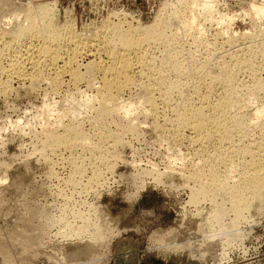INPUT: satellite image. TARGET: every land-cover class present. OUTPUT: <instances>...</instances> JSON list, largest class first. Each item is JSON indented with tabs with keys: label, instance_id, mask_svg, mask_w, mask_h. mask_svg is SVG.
<instances>
[{
	"label": "rangeland",
	"instance_id": "1",
	"mask_svg": "<svg viewBox=\"0 0 264 264\" xmlns=\"http://www.w3.org/2000/svg\"><path fill=\"white\" fill-rule=\"evenodd\" d=\"M1 1L0 27L7 30L13 29L19 20L9 19L10 13ZM11 1L16 5L30 2V0ZM48 1L54 2L52 4L56 8L58 22L68 24L72 21L77 31L97 29L118 21L125 22L124 24L132 22L134 25L141 23L143 26H148L160 14L159 10L163 12L170 4L169 2H178V0ZM167 1L168 5H166ZM215 1L217 5L213 12V19L205 21L202 18L204 27L207 28V36L198 39L195 34L184 35L179 41L185 47L179 55L183 70L190 72L192 67H198L201 64L207 65V68L212 70V68L218 69L216 66L219 63L250 60L256 64V69L259 68L257 74L264 80V0ZM169 6L171 7V4ZM169 6L166 8L169 9ZM222 16H228L227 21H222ZM179 25H181L179 21L170 19L172 28H177ZM1 36L0 34V264H83L87 263L89 257L94 259L91 264H211V257H207L208 260L204 263L193 256L190 257L188 250L176 254L165 253L160 246L154 245L153 249L151 245V238L155 233L176 227L179 230L178 237L171 242L185 243L190 239L191 242L199 243L198 240L202 239L199 227L201 221L206 222L204 217L197 216V207L187 202L189 191L196 181L193 180L188 185H184V179L179 172L181 164L193 169L189 157L195 155L194 158L198 162L203 150H200L199 145L191 144L188 138L175 143L174 135H177V130L175 132L173 125L169 123L175 117L173 108L181 102L182 97L178 96V92L173 94L171 103H162L161 97L160 100L157 99L160 95H156L158 102L156 101L155 105L159 106L157 120L154 119L157 111L156 114H151L149 111L145 113L147 110L135 112L139 124L146 120L139 125L142 131L139 130L138 135L137 132L120 133V138L126 147L122 148L121 143L117 144L116 151L121 153V157L113 162L115 171L112 175L107 174L109 177L107 176V182L102 186L103 188L96 184H87L92 167H95L93 161L88 158V152L77 148L75 152L61 149L57 151V154L53 153L51 148L44 147L45 128L43 127L47 124H58V119H62L66 126L82 124L83 128L89 130L94 117L104 109L106 115L107 108L110 109V107L106 104L84 106L74 101L71 96L77 92L74 96L78 97V89L86 90L89 95H92L91 93L95 90L88 86L87 79L76 84L71 75L66 73L62 76L64 85L62 84V88L58 92L56 90V93L52 87H49L51 85L47 81L31 88V80L28 76L27 78L18 77L16 73L11 74L8 70L11 67V59L16 56L25 63L29 61L28 58L37 48V42H32L29 38L17 41L10 35ZM95 49L90 50L91 52L87 51L89 53L86 52L87 54L80 58L84 65L82 72H84L85 64L96 60V57L102 56L106 59L103 52L95 51ZM151 53L161 59L162 65L169 63L162 56L163 49L156 47ZM94 54H97L96 57ZM28 63L25 64V69L31 70V64ZM62 64L63 62L59 65ZM52 67L46 68L49 75L55 73V67ZM235 72L239 83L251 82L252 70L246 65L238 67ZM94 74L92 78L96 76L97 79L94 80L98 83L102 75L99 71H95ZM205 79L212 80L210 77ZM4 80L9 81L11 86L5 88L8 89L7 91L3 88ZM177 80L192 83L200 79L191 75L178 77ZM129 90L121 95L126 102H134L137 108L141 105L149 106V103L145 101L147 95L144 91L137 88ZM217 91H221L219 87ZM191 92L190 90V94ZM247 102L248 106L245 110L248 109L247 113L250 112L249 114L252 115L256 106L264 104V94H258L257 100H247ZM49 103L59 112L47 110L46 104ZM70 108L71 110H68ZM163 111L166 116L162 115ZM123 122L127 123L124 120ZM151 123H154V126ZM159 124L161 127L157 128L155 125ZM61 127L64 126H60V131L63 129ZM100 128L112 134L119 133L118 129H120L114 122L112 123L111 118L105 121L100 120L97 129ZM249 131L247 135L251 139L264 136V122L253 125ZM190 132L187 130L186 135L193 134ZM171 138L175 140L174 143ZM245 140H247L246 137ZM197 153L201 154L199 158ZM72 160L77 163L83 162V164L79 163L83 168L80 172L73 174L74 180L71 178V181L69 179L67 181L70 171L75 167ZM217 165V169H224L223 164ZM155 168L158 171L153 170ZM205 169L208 170L209 167ZM151 170L152 173H150ZM137 172L143 175L139 176ZM161 172L166 174L163 176ZM171 172H173L172 176ZM241 172L240 167H234L229 176L232 177ZM156 174L161 175L158 177L159 183ZM220 179H223L225 184H231L232 181L226 177ZM142 180L147 184L144 190L141 189L138 193V186ZM199 181L207 180L199 178ZM215 194L217 202L214 203V209L216 205L223 204L225 224L233 221L231 225L227 224L226 228L235 233L234 246L229 249L232 260L225 264H264V204L261 207L258 202L255 203L243 212V216L237 218L230 199L232 194L229 191H218ZM210 204L211 202L207 201L199 206L204 210L203 216L211 211ZM84 219H87L86 223ZM204 227L208 228L209 224H205ZM97 229L102 232L110 230L109 238L113 234L109 249L104 246V250L99 251L92 245L95 248L94 252L90 253L92 250L90 246L87 254H83L77 252V245L68 243L71 242L68 238H72L74 232L83 231L85 239H88L92 234L100 233ZM87 243L89 241L83 242V245Z\"/></svg>",
	"mask_w": 264,
	"mask_h": 264
},
{
	"label": "bare ground",
	"instance_id": "2",
	"mask_svg": "<svg viewBox=\"0 0 264 264\" xmlns=\"http://www.w3.org/2000/svg\"><path fill=\"white\" fill-rule=\"evenodd\" d=\"M1 3L9 11V19L12 21L19 20L13 29L7 30L4 27H0L1 37L10 35L13 40L22 41L25 38H29L30 41L37 42L36 50L28 58L29 61H27L31 64V70H26L25 64L27 62L21 61V58L16 56L11 59V67L8 72L11 74L16 73L18 77L27 78L26 76H28L29 80H31V88L40 85L43 81H47L51 85L49 87H52L55 93L56 90L58 92L62 88L64 81L62 76L65 73L71 75L70 77L76 84L87 79L88 86L91 89L93 88L95 92L93 91L94 93L92 92V95H89L86 90L82 91L76 87L80 97L74 96L77 92L74 95L71 92L73 95L71 97L74 101L84 106L106 104L110 107V109L107 108L106 115L104 109L94 117L92 127L89 130L83 128L82 124L81 126L78 124L66 126L62 119H58V124H47V126L43 127L45 131L42 130L45 134L43 136L45 137L44 147L51 148V151L55 154L61 149L75 152L77 148L88 152V158L93 161L95 167H92L87 184H96V186L102 187L107 182V174L112 175L115 171L113 162L118 157H121V153L116 151L118 148L117 144L121 143L122 148L126 147L124 146V141L120 138V133L137 132L138 135L139 130H141L139 125L146 122L145 120L139 124L135 112L147 110L145 113L149 111L151 114H156L159 111V106L156 107L158 104L155 105L157 99L161 97L162 103H171L173 94L178 92V96L182 97L180 99L181 102L178 100L180 102L177 101L178 105L175 107V104L172 105L175 117L169 123L171 126L173 125L175 132L177 130V135H174L176 136V141L171 139L173 143L175 141L177 144V141L180 143V141L188 138L191 144L199 145L200 150H203V154L199 150L202 157L199 158L200 153L196 154L198 155L197 158H199L198 162L194 158L195 155L192 154L194 156L192 157L189 153L193 169L186 168L184 164H181L182 167L180 166L179 172L184 179V185H188L193 180L196 181L189 191V201L187 202L197 207V216L204 217L206 222L201 221L199 227L201 230L199 232L202 239L198 240L199 243L191 242L190 239L188 242L186 240L185 243H179L180 241L171 242L178 237L179 230L176 227L175 229L171 228L155 233L151 238V245L153 249L155 248L154 245L160 246L165 253L176 254L187 252L188 250L190 257L193 256L204 263L207 262V257H211V264H225L230 261L229 249L234 246L235 233L227 230L226 226L227 224L231 225L233 221L225 224L226 219L222 203L218 204V206L216 205V209H214V203L217 202L215 192L229 191L232 194L230 199L237 218L243 216V212L247 211L255 203L258 202L261 207L264 204V136L261 135L257 139H251L247 135L253 125L264 122V104L256 106L254 112L252 111L254 113L252 115L249 114L250 112L247 113L248 109L247 111L245 110L248 106L247 100L255 101L258 94H264V80L257 74L259 68L256 69V64L250 62V60L236 63H219L216 66L218 69L214 68L215 70L207 68L205 64L192 67L190 72L183 70L179 55L185 50V47L179 41L184 35L193 36L195 34L198 39L207 36V28L204 27L205 23L202 22V18L205 21L210 18L213 19V12L217 5L216 1L178 0L176 3L175 1L174 3L169 2L171 7L167 1L166 5L169 6V9L164 4L162 6L163 8L165 7L163 12L159 10L160 14H157L155 21L148 26H143L141 23L134 25L132 22L124 24L125 22L117 20L118 22L111 23V25L105 24L106 26L104 27L92 30L85 29L84 31H77L72 21V23L60 24L56 17L55 5L52 4L54 2L50 3L48 0H37L34 2L30 0V2L16 5L11 0H2ZM162 7L161 9H163ZM221 18L222 21H227L228 16H222ZM170 19L179 21L181 25L177 28H172ZM105 33L107 34L105 35ZM156 47L163 49L164 55L162 56L168 60V64L162 65L161 59L151 53ZM93 49L103 52L106 55V59L102 56L96 57L97 54H94L96 60L85 64L84 72H82L84 65L80 58L87 51L91 52L90 50ZM61 62L63 64L59 65ZM243 65H246L253 72H251L253 77L249 84H246L245 81L239 83L237 79L235 70ZM49 66L55 67L54 75L48 74L46 68ZM95 71H99L102 75L98 83L94 80L97 79L95 78L96 76L94 79L92 78L95 75ZM191 75L197 76L200 80L192 83L177 80L178 77H190ZM206 77H210L212 80L207 81ZM7 80H4V83L1 81L4 84V89L11 87ZM218 87L221 91H217ZM135 88L146 93L145 101L149 103V106L141 105L137 108L134 102H126L122 98V93L128 91V89ZM7 90L5 89V91ZM190 90L192 94H190ZM157 94L160 96H157L158 98L156 99ZM46 106H48L47 110L59 112L54 110L56 107L54 105L51 106L50 103L46 104ZM81 107L83 108V106ZM68 110H71V108ZM163 113L162 115L166 116ZM158 115L159 112L156 118H153L157 120L159 118ZM58 116L60 117V113H58ZM146 116L149 117L148 114ZM110 118L112 123L114 122L120 128L118 129L119 133L112 134L103 128L97 129V124L100 120L105 121ZM164 119L167 120L169 118ZM123 120L127 121V123H124ZM156 120L154 121L156 122ZM152 125L154 126V123ZM60 126H64L61 127L63 128L62 131H60ZM155 126L157 128L161 127L160 124ZM156 127H153V129H156ZM187 130L193 134L190 132L192 135H186ZM238 133L242 134L237 135ZM245 137L248 141L245 140ZM183 159H185L184 156ZM72 163L75 164V167L70 171V175H68L70 177L67 178V181L73 177L74 173L80 172L81 168H83L82 165L80 166L83 162H79V164L72 160ZM219 163L223 164V170L217 169V164ZM205 167H209V169L207 170ZM234 167H240L242 172L231 177L229 175ZM153 170L158 171L156 168ZM141 171L144 174V171ZM164 172L163 174H166ZM150 173H152V170ZM163 174L161 172V175ZM159 176L157 175L156 177L158 183L160 182ZM224 177L230 178L232 180L231 184H225L223 179H220ZM199 178L207 181L200 182ZM146 184L142 180L138 186V193L141 189L142 191L144 190L143 188ZM207 201L211 202L212 209L206 213L205 217L203 216L204 210L199 206ZM84 222L86 223L87 219H84ZM205 224H209V227L205 228ZM97 230L100 233L93 232L95 234L89 236L88 239H85L84 234H82L83 231L74 232V236L68 238L71 240L68 243L77 245V252L83 254H87L90 246L92 248L91 253L95 249L92 245L98 248L99 251H103L104 246L109 249L112 243L110 238L113 234L109 238L110 230L108 232ZM218 230L219 232H217ZM84 231H86V228ZM47 233L50 234V232ZM118 233L120 234L121 230ZM88 241L89 243L83 245V242L86 243ZM99 251L97 250V253ZM93 261L94 259L89 257L87 263L83 264H91ZM208 263L210 262L208 261Z\"/></svg>",
	"mask_w": 264,
	"mask_h": 264
}]
</instances>
